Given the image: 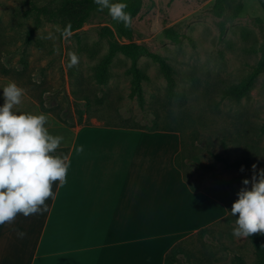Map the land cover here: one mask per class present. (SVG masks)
Returning a JSON list of instances; mask_svg holds the SVG:
<instances>
[{"label":"rangeland","instance_id":"obj_1","mask_svg":"<svg viewBox=\"0 0 264 264\" xmlns=\"http://www.w3.org/2000/svg\"><path fill=\"white\" fill-rule=\"evenodd\" d=\"M34 1L39 6L55 7L61 0ZM133 1L110 0L126 3L128 7ZM214 1L141 0L140 10L133 19V41L165 57L173 66L177 91L187 98L182 104L168 101L166 80L158 65L146 56L138 58V66L149 76L143 83V107L135 98H128L130 77L125 75V70L131 61L122 54L115 57L107 83L102 86L97 83L94 69L109 42H127L117 31L118 22L111 18L107 8L96 9L68 39L57 31L61 23L41 16L34 42L26 44V33L34 26L36 15L24 16L29 8L26 0H0V68L7 67L30 78L44 93L46 106L70 121L75 120L77 108L85 107L82 102L87 97L90 107L83 123L178 125L186 144L185 154L195 155L204 165L214 167V171H203L187 164L183 166L185 176L193 181V171L195 183L201 188L233 189L237 195L243 187L231 183L235 171L226 169L213 155L233 161L243 157L248 152L245 143H251L256 147L251 157L264 164V134L259 130L264 122V73L239 102L222 98V92L240 82L260 60L261 52L253 49L258 50L264 42V12L257 0H241L244 8L238 17L228 12L220 18L213 12ZM166 30L179 33L180 42L170 40ZM81 46L98 51L92 57L80 50ZM69 52L79 56L78 65L72 68L68 67ZM98 99L102 102H97ZM174 119L178 124L174 125ZM234 225L231 228L221 225L210 237L214 240L195 243V256L203 264H230L238 253L252 264L253 247L247 238L232 235Z\"/></svg>","mask_w":264,"mask_h":264},{"label":"crops","instance_id":"obj_2","mask_svg":"<svg viewBox=\"0 0 264 264\" xmlns=\"http://www.w3.org/2000/svg\"><path fill=\"white\" fill-rule=\"evenodd\" d=\"M9 81L0 76V107ZM13 111L47 116L49 134L63 137L58 148L69 149L68 172L62 186L53 183L47 212L0 225V264H164L175 243L228 213L205 191L192 190L176 166L178 132L69 126L26 92Z\"/></svg>","mask_w":264,"mask_h":264},{"label":"trees","instance_id":"obj_3","mask_svg":"<svg viewBox=\"0 0 264 264\" xmlns=\"http://www.w3.org/2000/svg\"><path fill=\"white\" fill-rule=\"evenodd\" d=\"M258 4L264 12V0H257ZM29 8L24 12V16L28 17L31 14L36 15L35 24L26 33V44L33 43L34 32L41 25L40 17L46 18L48 21H54L61 23V30L67 25H71V32L76 34V32L82 28V26L89 20L91 14L98 8V5L94 3V0H61L59 4L55 7L43 5L39 6L34 0H26ZM141 7V0H134L129 7L126 8V12H130L133 19L138 14ZM243 3L241 0H215L213 3V12L218 17H224L228 12L232 17H238L243 11ZM116 29L121 36H123L127 42L118 43L117 41H110L109 47L106 53L101 57L99 63L94 69V77L99 85H105L109 79L110 67L117 56L118 53L122 54L124 57L130 59V66L125 70V75L130 77V92L128 95L129 99H136L139 106L143 107L145 104L143 83L149 80V76L138 66V58L140 56H146L152 60V62L158 65V70L161 75L166 80L167 84V99L169 102H180L181 104L187 101L184 94L177 91V82L175 79V70L173 66L167 61V59L157 53L151 52L146 46L138 44L133 41V31L132 26L130 28H125L122 22H118ZM110 34V33H109ZM165 35L175 43L180 42L181 35L173 30H166ZM61 36V35H60ZM62 37V36H61ZM39 44V43H38ZM41 47V45H39ZM80 50L89 53L90 56L94 57L98 50H93L88 46H81ZM261 52L260 60L252 67L250 73L245 76L240 82L231 84L225 88L222 92V98H227L239 102L242 98L246 97L254 86L258 76L264 73V42L261 47L253 49V52ZM0 76L8 78L9 80L15 82L19 87L25 89V92L33 98L39 104L42 111L51 113L59 121L63 122L69 126L81 125L83 124V118L87 114V110L90 107V100L84 97L83 105L85 107L77 108L75 110V120L70 121L65 119L61 114L54 113L53 107H47L43 98L42 90L34 83L30 78L24 77L22 72H13V70L7 67L0 68ZM196 84V83H195ZM97 102L101 103L102 99H98ZM158 116V114L156 115ZM175 122V123H174ZM174 125L178 124L177 119H174ZM107 126L124 127L130 129H148V130H163V131H173L178 132L181 137V150L175 156L176 166L183 172L185 180L188 182L192 190H203L216 200L222 202L226 209L227 215L214 222L212 225L198 230L196 233L190 235L187 238L175 243L166 253L164 264H203L202 260L195 256L194 246L197 242H204L207 240H214L212 234L215 232L216 228L221 225L231 228L235 223V219H238V214L234 217L230 215L232 205L238 199V196L234 194L232 190H226L223 188L221 191L218 188H213V191L201 188L196 182V177L194 172L191 171L193 181L185 176L183 166L190 164L197 168H201L203 171H214L212 165H204L199 161L197 156L187 155L183 150L185 146V141L182 139L181 131L177 127H159L158 123H154L151 126H117L112 124H105ZM260 132L264 134V122L259 128ZM246 154L241 158H236L233 161H228L225 157L219 155H213L216 159L223 162L226 169H232L235 171V175L231 178V183H234L238 187H245L242 184L244 179L251 180L253 175L252 165H257V171L259 169H264V164L257 159H253L250 154L256 151V147L251 143H245ZM69 149L66 147H61L56 150L55 153L50 155L67 156ZM241 166H243L244 171L241 172ZM251 188V184L247 186ZM217 190L219 193H217ZM222 192V193H221ZM211 234V235H210ZM210 235V236H209ZM231 236L230 232H228ZM253 247L254 261L252 264H264V234H253L247 238ZM230 264H248L246 259L241 254H234Z\"/></svg>","mask_w":264,"mask_h":264},{"label":"clouds","instance_id":"obj_4","mask_svg":"<svg viewBox=\"0 0 264 264\" xmlns=\"http://www.w3.org/2000/svg\"><path fill=\"white\" fill-rule=\"evenodd\" d=\"M97 10L108 9L111 18L130 28L133 17L126 12V3H111L110 0H94ZM60 35L68 39L71 25L64 29L57 27ZM54 38V37H50ZM54 52H58L54 49ZM68 67L78 65L79 56L69 52ZM3 106L0 107V225L13 224L17 214L24 217L48 211L45 201L55 199L52 191L54 182L62 186L66 181L67 157L50 155L55 153L63 140L61 136H52L45 127V114H16L13 109L22 102L25 89L9 81L3 87ZM82 152L83 148L77 149ZM244 171L243 166L240 169ZM251 180L244 179L245 186L237 193L230 215L238 214L232 235L236 238H248L253 234H264V169L257 171L252 165ZM251 184V190L247 186ZM17 232L23 239L26 233Z\"/></svg>","mask_w":264,"mask_h":264}]
</instances>
